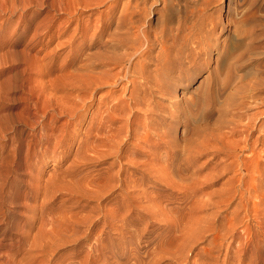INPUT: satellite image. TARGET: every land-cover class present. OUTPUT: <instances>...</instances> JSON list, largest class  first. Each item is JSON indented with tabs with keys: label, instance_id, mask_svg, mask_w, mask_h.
I'll return each instance as SVG.
<instances>
[{
	"label": "rangeland",
	"instance_id": "rangeland-1",
	"mask_svg": "<svg viewBox=\"0 0 264 264\" xmlns=\"http://www.w3.org/2000/svg\"><path fill=\"white\" fill-rule=\"evenodd\" d=\"M124 1L126 0L116 2L107 0L96 6L85 8L86 11L84 10L81 15L77 13L76 15L70 11L75 0H0V23L5 24L0 26V106L18 100L21 102L20 108L3 111L4 117L0 120V137H2V150L4 149L5 155L0 166V199L4 194L8 196L6 203L0 202L3 212L1 214L3 216H0V261L4 264L5 261H10V264L18 262L19 264H264V202H258L254 207L252 202L253 200L258 201V198H252L249 205L239 209L236 215L237 221L234 223L232 222V210L236 201H239L238 196L228 210L221 208L222 211L219 213L221 219L219 218L217 222L221 228L219 235L209 231L200 233L204 236L197 238L195 236L200 223L198 218L210 214L216 208L205 205L201 212L191 216L188 214L189 209L184 199L166 195L169 191L165 189L164 182L156 176H148L144 170L146 166L139 167L131 161L132 159H147L156 147H158L157 153L163 158L166 157L167 148H159V139L167 124H173L170 135L180 141L186 131L184 120L188 117L186 115L188 114L187 106L194 104L198 107V115L201 114L199 104L203 105L205 100L203 98L200 100L198 97L208 86L207 82L212 79L208 71L190 84L181 83L177 88L173 87L168 93L163 94L151 90L148 97L152 105L158 108L157 111L149 110L146 104L132 101L137 96L133 90L137 89L135 86L138 87V85L131 83V75L129 79L127 77L123 79L119 85L96 86L97 89L94 90L93 96L86 101L89 108L78 107L79 115L57 113L52 117L53 112H50L46 121L51 128L46 133L60 134L67 131L72 135L69 144H63L55 149L48 142L42 141L39 133L42 124L38 126L36 124L42 119L41 115L37 117L38 120L33 119L35 126L25 123L30 122V117L28 118V113L22 108L28 105L31 107L33 104L34 101H26L30 94L34 95V100L40 96L44 101L49 97L59 99L62 93H55L48 87L50 84L56 86L58 83H63L62 85H65V82H70L68 77L76 78L73 74L77 73L76 66L80 64L83 55L99 52L110 54L112 50H108V46L101 41L102 25L114 15H119ZM200 6L203 8L201 9ZM229 6L232 8L230 9L232 13L242 10L253 14V18L243 27L248 32L244 43L249 45L240 49L243 52L239 53L235 64L231 66L233 69L225 70L227 82H225L226 87L223 92L217 98L214 96L215 98L211 99L210 97V102L207 98V102L216 111L211 115V122L218 116V107L220 108L224 101L228 102L231 99V102L235 100L237 102L236 98L249 94L248 92L253 93L260 102L264 100V0H173V9L178 14H184L190 19L195 13L194 19L201 14L202 19L199 17L198 21H203V23H208L212 19L219 20L221 24L227 23L230 19ZM60 7L66 8V11H62ZM116 7H118L117 10ZM112 13L113 16L108 19ZM157 16L158 14H155L153 17L155 23ZM30 19H33V24L28 28L25 26V21ZM78 25L89 26L86 35L82 37L79 32L76 37L72 38V30ZM220 28L221 26L217 28L215 36L223 40L227 37L228 30L221 31ZM19 34L28 35L21 44L13 46L12 38ZM32 34L33 36L35 34V39L31 41ZM60 42L64 43L59 44ZM203 81L205 82L201 85ZM238 92H240L239 95ZM142 95L140 93L139 97ZM108 99L123 106V109L118 112L121 120L112 122L110 113L113 111L108 110ZM244 99L246 103H249H247V108L242 106L234 110L252 112L260 105L254 101L249 102L251 99L249 97ZM262 110H264V105L259 107V111ZM31 112L34 110L31 109ZM258 116L257 120L261 121L263 126L254 129L251 141L255 138L264 140V112ZM100 117H103V120ZM237 117L232 114L228 115V118L232 120L245 122L242 121L243 117L241 119ZM125 118H128L132 124L128 133L124 130L120 133V136L125 137V141L120 143L119 156L112 154L104 160L101 159L100 162L94 159H76V152L80 151L81 156V152L85 153L84 149L90 150L91 144L101 141L97 137L107 140L106 134L117 131L116 128L119 130L124 128ZM101 121H106V124L109 122V125L113 124V130H110V133L106 129L98 131L96 127ZM15 130H20V133L15 135ZM89 152L91 154V151ZM238 152L248 155L251 149L239 148ZM74 158L76 161L81 159L78 165L73 164ZM209 160V155L201 156L191 171L208 172L214 163L219 161L216 157L208 165ZM19 163H26L28 166L17 167ZM157 168L162 169L163 167ZM260 170L264 172V163ZM113 172L121 179L120 181H127V183L123 182L121 188H113L101 198L104 209H95L100 201L97 198H88L83 195L80 197V194L71 197L65 190L64 192L56 191L55 195L48 200L46 198L49 197L43 188L46 184L52 188H55V185L65 186V189L73 184V187L84 190V186H87V183L89 185L94 178L104 180ZM224 178L226 177L213 182L206 190L223 188ZM172 179L173 177H170L167 180ZM262 180L259 179L257 182H262ZM129 185H131L129 188L131 192L128 194ZM32 186L41 188L38 192L24 197L31 191ZM241 191L244 192V189ZM10 192L17 196L16 200L9 197ZM128 196H131L129 217L125 220H118L117 225H113L111 220L114 217V211L124 201L125 204L129 202ZM155 197L156 205L151 202V199ZM41 205H44V211L40 209ZM29 206L36 208L30 210L27 208ZM148 208L161 211L163 214H155ZM91 215L94 216V220L88 222ZM212 216L215 217V214ZM53 225L55 230L48 232L51 231ZM125 226L131 230V233L127 234L128 241L124 243L129 247L122 251L119 246L123 244L121 236ZM24 234H26V243H23ZM65 234L67 235L64 238ZM70 234L73 241L70 239ZM62 239L66 241L62 243ZM33 241L37 244L33 245L31 243ZM190 246L193 249L190 250ZM178 248L189 254L188 261L174 263L172 257L163 255L155 262V259L164 252H171ZM207 250L211 252L209 258L205 252ZM98 252L101 256H97Z\"/></svg>",
	"mask_w": 264,
	"mask_h": 264
},
{
	"label": "bare ground",
	"instance_id": "bare-ground-1",
	"mask_svg": "<svg viewBox=\"0 0 264 264\" xmlns=\"http://www.w3.org/2000/svg\"><path fill=\"white\" fill-rule=\"evenodd\" d=\"M104 1L107 0H75L73 8L71 7L72 10L70 11H72L73 14L77 13L81 15L84 12L85 8L96 6L97 4H100ZM114 1L116 2L117 0H113V2ZM19 2L21 3V1ZM118 7H116V10ZM202 8L203 7H201V9ZM62 9H63L62 11H66V8H62ZM230 9L232 8L229 6L228 15L230 19L228 20L227 23L221 24V22L216 19H212L208 23L205 22L203 23V21L201 22L198 21V18L200 17L201 14L196 19H194L196 13L193 15L192 19H190L188 16L184 14H178L176 10L173 9V0L124 1L119 15L113 16V13L110 14L108 19H110V17L112 16L113 17L109 21L103 23L102 25V29L100 33V35L102 36L101 41L103 44L108 46L107 47L108 50L109 49L112 50L110 51V54L99 52L94 54H86V56L83 55L80 64L76 66L77 73L73 74V76H76V78L68 77V79H70V82L63 81L65 82V85H62L63 83H58L56 86L50 84L48 87L50 89H53L55 93L57 92L62 93L59 99L49 97L46 98V100L44 101L40 96L38 99L34 100V95L30 94V96L26 98V101L28 102L34 101L33 104L31 105V107L28 105L22 108L23 110H25V112L28 113V118L30 117V122L26 121L25 123L35 126V124L33 125L34 122L33 119L35 118L37 119V117L41 115L42 119L40 120V122L37 119L38 122L36 124L37 126L39 124H42L39 129V133L43 139L42 141L48 142L49 145H51L55 149L63 144H69V140H71L72 135L70 133L68 134L67 131L65 133L61 132L60 134L46 133V131L51 128L49 127L46 121L50 115V112H53L51 114L52 117L57 113L79 115L78 107H82V108L88 107L86 101L88 99L89 100L91 99L94 90L97 89L96 86L119 85L123 79H125L126 77L129 79L131 75V83L134 85H138V87L135 86L137 89L133 90V92H135L137 96H135L132 99V101L135 103L140 102L142 104H146L149 110L157 111L158 108L152 105L148 97V95H150L151 90L152 91L156 90L158 93H163V94L168 93L173 87L177 88L178 86L181 85V83H184L185 85L187 83L190 84L197 77L201 76L204 72L208 71L209 74H211L212 79H210L209 82L206 81L208 83L207 84L208 86L205 87L204 92L202 94H201L202 91L200 92L202 97L200 95L198 97V99L200 98V100H202L201 98L205 100L203 105L199 104L201 105L200 107L201 114L200 116L198 115L197 113L198 107H195L194 104L187 106L186 112L188 114L186 115L188 117L187 119L184 120L186 131L183 133L180 141H177L175 137L170 135V131L173 124L172 123L167 124L166 129L162 132L161 138L159 139L160 140L159 148L160 149L167 148L168 154L166 155V157L163 158L162 155H159L157 153L158 147H156L154 152L148 155L147 159L145 160L132 159L131 161L133 162V164L135 163L139 165V167L144 168V166H146L144 170L148 174V176L151 177L156 176L160 181L164 182L166 187L165 189L169 191L168 193L166 192L167 193L166 195L173 196L175 198L184 199L186 203L185 205L189 209L188 214H190L191 216H195L196 213L201 212L203 210V206L205 205H211L212 207L216 208V210L211 212L210 214L198 218L200 220V223L197 227L198 231L196 232L195 237L202 238L204 235L200 233L209 232V231H213L214 233H217L218 236L221 231V228H219V224L217 222L219 218L221 219V214L219 213H221L222 207L228 210V208L234 203L235 199L239 196L238 198L239 201H236V204L232 210V214H233L232 222L236 223L237 221L236 215L239 213V209L242 206L246 207L247 205H249L252 198L254 197L258 198V201L252 199L254 202V203L252 202L254 207L255 205L258 204V202H264V183H263L264 172L262 173L260 170V167L264 163V140L262 141L260 140V138H255L253 141H251V136L253 135L254 129L255 128L259 129L260 127L263 126V123L261 121L259 122L257 118L259 117L258 114L264 112V110L259 111V107L264 105L263 104L264 100H261L260 102L259 100H257V98L254 96L253 93L246 91L249 94L239 96L238 98H236L237 102L236 100L231 102L230 99L228 100V102L224 101V103L221 104L220 108L215 105V107H218L219 114L215 118V120L211 122L212 119L211 115H213V113L216 111H214V107H212L209 104L210 97L211 99L214 96L217 98V96H219L223 92V90L226 87L225 82H227L225 70L233 69V67L231 66L235 64V60L237 59L239 53L243 52V50L240 51V49L246 48V46L249 45L244 43V40L248 37V32L243 27L246 25L247 22H249L253 18V14L248 11H242V10H238L236 13H232ZM198 11L201 12V10L199 9ZM155 14H158L156 23L153 21V17ZM188 18L190 20H188ZM32 24H33V19L25 21V26L28 28L31 27ZM3 25L5 24L0 23V26ZM220 26H221L220 28L221 31L225 29L228 30L227 37L223 38V40H221L220 37L217 38V36H215L217 28ZM88 27L89 26H79V25L76 26L72 30L71 37L72 38L76 37L79 34V32L81 33L82 37H85ZM27 35L19 34L18 36L13 37L12 45L17 46L21 44L24 41V39L27 37ZM30 37H31L30 38L31 41L34 40L35 34L34 36L32 34ZM105 37L106 39L103 40ZM61 43L63 44L64 42H60L59 44ZM204 82L205 81H203L201 85ZM140 93H142L143 95L139 97ZM237 94L239 95L240 92H238ZM234 95L236 94L234 93ZM248 97L251 98L249 102L254 101L255 103H258L260 105L259 106L257 105L258 107H255L252 112L234 110L238 107L241 108L242 106L243 108L244 106L247 108V105L249 103L247 102L248 103L247 104L244 98H248ZM207 98L209 99V102H207L208 101ZM51 106L52 108H50ZM20 107H21V102L19 100L15 101L14 103H9V104L7 103V105L0 106V120H2L4 117L3 111L13 110ZM107 107L108 110L110 109L111 111H113L112 113H110L112 122L121 120V117L118 116V112L123 109V106L120 103L108 99ZM31 109H33L34 112H31ZM231 114L234 116H238L237 118L240 119L243 117L244 120L242 121L245 122L240 123L238 121L232 120V118H228V115ZM201 116L203 117L201 118ZM100 118H102L103 120V117ZM164 119L167 120L166 118ZM125 120H126V124L124 128H122L121 130H119V128H116L117 131L114 132L112 131L113 133L111 132V134L108 135L106 134L107 140L97 137L98 140L100 139L101 141L99 140L100 142H98L97 140L98 142L97 144H95V142L94 144H91L92 146L90 145L91 147L90 150L84 149L85 153L83 154V152H81L83 154V155L81 154V156L79 155L80 151L76 152L75 154L76 159L77 158H85L87 160L94 159L100 162L101 159L104 160L105 158H107V156L112 154L116 155V157L119 156L120 154L118 152L120 150V143L122 141H125L124 140L125 137L120 136V133L122 130L128 133L129 127L132 124L128 118H125ZM112 126L114 125L113 124L109 125V122L108 124H106V121H101L97 125L96 129L98 131H102L106 129L109 132L114 128V127L112 128ZM19 133L20 130H15V135ZM94 138L96 137L94 136ZM1 143H2V137H0V166L3 162V159L5 158L4 149L2 150ZM259 144H261L260 147ZM239 148L242 149L250 148L251 152L250 154L248 153V155L239 154L238 152ZM89 151H91V154ZM203 155H209L210 160L208 161V165L212 163L213 159L216 157L217 160L219 159V161L215 162L212 168L208 172L200 173V170L191 171V168L192 167L194 168L199 158ZM76 159L74 158L73 160L74 165H78L79 161L81 160L79 159L76 161ZM177 161H179V163H177ZM26 166H28V164L26 163H19L17 165V167H26ZM33 167L35 168L36 165ZM157 167H163V168L158 169ZM170 177H173V179L167 180ZM223 177H226L224 178L223 188L213 189L210 191L206 190V188L207 187L209 188V186L213 184V182H217ZM258 178L263 179L262 182L261 181L257 182L259 180ZM100 179L98 180L94 178V180H91L92 182L90 181L89 185L87 183V186L86 185L84 186V190H80L78 187L75 188V186L73 187L72 186L73 184L69 186L68 188L69 191L67 188L65 189V186H60V185L56 186L55 184H54L55 188H52L47 184L43 188L47 192V195H49V197H46L47 200L53 195H55L56 191L65 190L68 194L71 195V197H75L80 194L81 195L80 197H82L83 195L84 197H88V198H97L100 201L98 202V204H96L97 206H95V209L96 208L104 209L105 206L102 204L103 200L101 198L113 188H117V187L121 188L123 182L124 184H126L127 181H120L121 179L114 172L111 175L105 177L104 180L103 179L100 180ZM210 181H212V183ZM2 188L3 187H1V189ZM40 188L41 187L39 186L36 187L32 186L31 191L25 194L24 197L27 196L28 194H33L34 192H38ZM129 188H131V185L128 186V189ZM242 189H244V192L241 191ZM123 190H125V188H123ZM130 192L131 189L128 190V194ZM9 197H11L12 200L13 199L16 200L17 198V196H14V193L11 192L9 193ZM7 199L8 196L4 194L1 197L0 202L4 203ZM155 199L156 197L154 199H151V202L156 205L157 202H154ZM127 200H129L127 204H125L124 201L114 211L115 214L113 219L111 220V223L113 225H117L118 220H123V219L125 220L129 217L128 211L131 210V196H128ZM244 200H246L245 203ZM27 208L30 210H35L36 207L29 206ZM40 209L44 211L45 210L44 205H41ZM148 209L149 211L155 214L158 213L163 214V212L161 211H156L152 208H148ZM2 213H3L2 206L0 204V216H3L1 215ZM71 213L74 214L75 212L74 213L71 212ZM87 213L88 212H86V214ZM213 214H215V217L212 216ZM93 220H94V216L91 215L89 216L87 221L92 222ZM54 227L55 226L53 225L51 227V231L48 232H53L55 230ZM129 233H131V230H129L127 226L123 227V235L121 236V240L123 244L121 246L118 245L122 251L126 250L129 247V246L127 247V245L125 246L124 244L128 241L126 239V236ZM24 235L25 236L23 237V243H26L27 241L26 234ZM66 235L67 234L64 235V238ZM69 236L71 239V234ZM62 240H63V242L61 241L62 243L66 241L65 239ZM71 240L73 241V239ZM31 243L33 245L37 244L35 241ZM189 249L191 250L193 249V247L190 246ZM205 252H207L208 258L211 257L210 250H207ZM99 255L100 254L98 252L97 256ZM113 255L114 254H112V256ZM163 255L172 257V261L174 263H181L183 260L188 261L189 259V254L181 250V248H178L171 252H164L162 255H160L159 258L155 259V262L161 259ZM97 256L94 257L97 258ZM135 257H137L136 254ZM12 261H13V257H12ZM15 261L17 262V260ZM9 262L10 261H5V264H10ZM0 264H4V262L0 261ZM17 264H19V262Z\"/></svg>",
	"mask_w": 264,
	"mask_h": 264
}]
</instances>
